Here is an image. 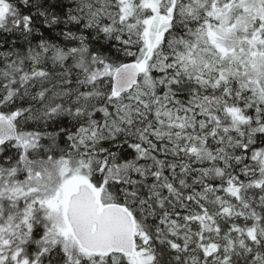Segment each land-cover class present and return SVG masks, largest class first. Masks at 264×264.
<instances>
[{
  "label": "snow or ice",
  "instance_id": "6c2138e0",
  "mask_svg": "<svg viewBox=\"0 0 264 264\" xmlns=\"http://www.w3.org/2000/svg\"><path fill=\"white\" fill-rule=\"evenodd\" d=\"M0 264H264V0H0Z\"/></svg>",
  "mask_w": 264,
  "mask_h": 264
}]
</instances>
